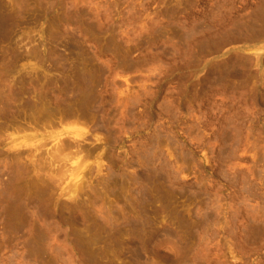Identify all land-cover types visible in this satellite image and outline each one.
Here are the masks:
<instances>
[{"label": "rangeland", "instance_id": "rangeland-1", "mask_svg": "<svg viewBox=\"0 0 264 264\" xmlns=\"http://www.w3.org/2000/svg\"><path fill=\"white\" fill-rule=\"evenodd\" d=\"M263 5L0 0V264H264Z\"/></svg>", "mask_w": 264, "mask_h": 264}, {"label": "bare ground", "instance_id": "bare-ground-1", "mask_svg": "<svg viewBox=\"0 0 264 264\" xmlns=\"http://www.w3.org/2000/svg\"><path fill=\"white\" fill-rule=\"evenodd\" d=\"M263 3H264V0H263ZM263 6H264V5H263ZM262 9H263V7L261 8V10H262ZM263 10H264V9H263ZM263 13H264V11H263ZM263 13H262V16H263ZM259 14H260V13H259ZM259 14H258V15H259ZM258 15H257V16H258ZM259 16H261V15H259ZM260 18H261V17L253 19V17H252V21L255 20V21H254V22H256L255 24H257V22H258L257 20H260ZM256 19H257V20H256ZM261 19H264V17L261 18ZM239 21H240V20H239ZM252 21H251V23H252ZM260 21H261V20H260ZM262 22L264 23V20H262ZM244 23H245V22H244ZM244 23H243V25H244ZM251 23H250V25L254 24V23H252V24H251ZM259 23H260V22H259ZM245 25H248V24H245ZM257 25H258V24H257ZM259 25H260V24H259ZM262 25H264V24H262ZM262 25H261V27H262ZM237 26H238V25H237ZM243 27H245V26H243ZM248 27H249V26H248ZM251 27H252V26H251ZM263 27H264V26H263ZM252 29H253V28H252ZM262 29H263V28H262ZM255 30H256V29H255ZM251 33H252V31H251ZM0 102H1V101H0ZM2 105H3V104H2ZM3 107H4V106H3ZM3 107H2V108H3ZM0 109H1V107H0ZM2 110H4V109H2ZM2 110H1V111H2ZM1 113H2V112H1ZM63 141L65 142V140H61V143H60V144H61L62 146L65 145L66 148H65V147H64V148L61 147V145H58V146H57L58 151H59L60 154H61V152H60L59 149L62 148L61 151L63 150V153H64V149H65V151L68 150L67 147L69 148V145H71L70 143L68 144V142H67L68 145H67L66 143L63 144ZM79 145H80V144H79ZM55 149H56V148H55ZM56 151H57V149L54 150L53 153H52V151H50V152H51V154H55V153H56V154L60 155V154H59L58 152H56ZM53 156H57V155H53ZM14 217H15L14 215H13V217L11 216V218L15 219ZM13 219H12V221H14ZM9 222H10V221H9ZM10 223H11V222H10ZM9 225H11V224H9ZM9 225L7 226L8 228H10ZM13 228H15L14 225H13Z\"/></svg>", "mask_w": 264, "mask_h": 264}]
</instances>
